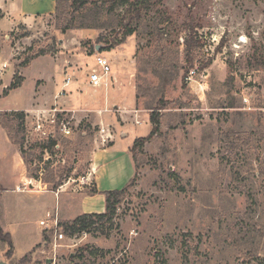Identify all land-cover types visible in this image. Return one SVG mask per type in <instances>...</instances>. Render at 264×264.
<instances>
[{
    "label": "rangeland",
    "instance_id": "rangeland-1",
    "mask_svg": "<svg viewBox=\"0 0 264 264\" xmlns=\"http://www.w3.org/2000/svg\"><path fill=\"white\" fill-rule=\"evenodd\" d=\"M42 2V9L54 10V0ZM83 22L90 24L92 18L79 13L75 26L63 33L53 12L43 13L29 25L18 23L7 32L8 39L0 36V60L9 61L0 74V116L24 112L25 148L41 140L32 129L33 110H2L25 105L34 90L33 77L38 82H49L51 76L64 81L62 66L74 65L76 60L84 72L80 92L71 89L75 80L66 87L77 116L63 113L69 118L70 134L54 136L59 143L68 138V144H57L58 151L52 155L45 152L44 162L50 161L47 166L39 163L73 168L56 190L60 193L14 190L15 185L23 189V184L17 170L8 176L10 170L3 164L15 163L13 148L8 149L7 139L5 143L0 139V148L6 151L0 160V178L8 189L1 191L0 216L2 210L5 214L0 221L13 244L8 258V244L0 240V260L80 264L76 249L88 246L97 250L96 254L84 252L93 264H264V0H160L150 8L139 31L109 52H98L109 57L111 71L107 85L101 82L94 88L89 83L91 70L97 75L101 72L96 53H87L100 31L77 27ZM192 27L203 43L198 57L210 58L211 63L199 70L196 62L184 82V71L178 67L184 65L183 38ZM159 29L164 32L167 57L161 75L156 73L154 60L160 57ZM40 50H44L42 55L18 67ZM23 68V86L3 96L1 85L8 86L13 74ZM66 74L75 75L72 70ZM114 74L117 82L111 80ZM84 100L91 102L86 111H79ZM151 110L159 111L160 133L144 143L137 161L132 162L136 176L117 208L113 229L92 231L73 241L66 238L53 259L51 243L42 242L45 227L39 221L45 219V211H60V222L63 217H75L87 205L85 195L95 183L86 177L97 149L101 160L121 157L118 162L124 164V178L109 188V175L102 172L93 206L103 205L104 191L123 188L133 168L128 145L150 132L146 130L152 128ZM11 120L16 127V119ZM0 128L8 134L1 124ZM112 135L116 148L101 153L99 149L109 146ZM35 165L37 159L29 168ZM39 243L42 246L28 260H20Z\"/></svg>",
    "mask_w": 264,
    "mask_h": 264
},
{
    "label": "trees",
    "instance_id": "trees-1",
    "mask_svg": "<svg viewBox=\"0 0 264 264\" xmlns=\"http://www.w3.org/2000/svg\"><path fill=\"white\" fill-rule=\"evenodd\" d=\"M159 2L160 0H55L53 14L59 22L58 29L63 33L75 26L79 13H82L85 16L89 15V17L92 18V23L88 24L83 22L77 26L79 28H91L100 31L94 44L87 53L88 55H92L97 52L109 51L115 46L124 43L128 36L139 31V27L146 20L150 8ZM119 7H124V9L121 12H117ZM102 13L105 14V19H101ZM154 26H156V24H154ZM101 31L106 32V34H102ZM156 35L160 41L157 44V50L159 51L160 57H155L154 60L157 64L156 73L161 75L167 61L166 47L163 46L165 37L163 30L160 29L157 31ZM183 45L184 65H181L178 68L184 71L183 81L185 82L188 79L190 70L195 66L196 62L199 63L198 69L204 70L210 65L211 59L198 57L203 47V43L193 27L190 28L188 34L183 38ZM96 46H99L98 50H96ZM43 53L44 50L34 52L32 56L26 57L18 67L21 68L27 66L32 59ZM21 82L22 77L16 71L12 76L10 84L3 89V96H6L10 90L19 87ZM159 108L161 109V107L158 106V109ZM1 115L0 124L7 129L8 139L11 143L18 145V150L26 164L29 177L38 179L39 172L44 170L41 175V182L49 185L48 189L55 192L59 186L62 185L63 181L70 177L73 168H49V165L48 167H41L39 166V163L43 162L45 166H47L50 161L47 160L44 162L43 159L45 152H48L51 155L56 153L58 151L56 148L57 144L61 146L63 145L64 147L67 146L68 142L65 143V141L68 138H61L63 139L61 140V143H59L54 137L41 138V140H35L28 148H25L26 133L24 112L15 111ZM12 117L17 121L16 127L13 126V122L11 123ZM149 122L152 125L150 132L146 136L136 137L129 148L130 157L134 163L138 159V154L142 153L144 143L160 133V114L158 110H151L149 114ZM86 127L89 128L90 125H86ZM110 145L111 143L109 146ZM36 149H38L37 154ZM35 159H37L38 165H35L30 169L29 166ZM135 176L136 174L134 173L131 180L123 188L106 190L103 192V212L83 213L71 220H61L57 225L58 230L70 237L75 234H81L82 232L90 233L92 231H99L100 233H107L113 229L117 208L128 195V189L132 185ZM97 193L98 190L95 185H93V189L87 194L95 195ZM51 236L52 230L44 229L42 231V242L49 244L51 242ZM0 240L8 244L9 250L6 252V257L10 258L13 252V244L9 233L3 232L1 227ZM40 246H42L41 243L37 244L32 251L25 254L20 260H28V257L34 249L39 248ZM85 250H89L88 252L90 254L97 253L96 249H88V246L77 248V257L82 260L80 264H93L87 259V256H85Z\"/></svg>",
    "mask_w": 264,
    "mask_h": 264
},
{
    "label": "crops",
    "instance_id": "crops-1",
    "mask_svg": "<svg viewBox=\"0 0 264 264\" xmlns=\"http://www.w3.org/2000/svg\"><path fill=\"white\" fill-rule=\"evenodd\" d=\"M42 3H43L42 0H21L20 3H18V4H17L16 0H0V36H3L5 39H8L9 36L7 35V32L12 31L13 28L16 27L18 23H23V24L29 25L31 20L34 19L36 16L38 17L39 15H43V13L44 14H50L54 11V10L53 11L52 10L51 11L50 10L45 11V9H42V7L40 6ZM54 4H55V0H54ZM16 18H19L20 21L17 22ZM104 52H109V51H104ZM104 52H102V53H104ZM102 53L100 54L97 52L96 55L98 54V55L105 57L107 61L110 60L109 57H107L106 55H103ZM117 54H120V52L114 53V56ZM114 56H113V58H114ZM2 60H5V59H2ZM64 61H66V59H64ZM74 62H75L74 65H71V64H68L67 66L63 65L62 70L64 71L66 78L70 77L69 75L66 74L67 72H71V70H72L75 73V75H72V77H70L71 81L75 80V82L73 84L74 86L71 89H72V91L78 90V92H80L83 89L81 87L82 82L80 80V77H81V74H83L84 72L81 68H79L80 63L77 60ZM26 68H28V67H26ZM26 68H23L20 70V75L22 76V82H21L20 86L15 88V89L10 90L8 94H10L13 91L19 90L23 86V84L26 81V76L24 75V70ZM77 73H78V75H77ZM115 76H116V74L111 76V80L113 82H115V81L117 82ZM33 78L36 79L33 81L34 90H33L32 96L30 98H28L25 105L21 108L3 109L2 111H4V110H24L25 112L29 111V110L35 111L36 109H43V108L47 109V108L51 107L52 105L58 103V106L60 108H62L65 111H68L71 114L73 113L74 118L77 117L75 114L76 112L74 111L75 109H73L70 106L71 103L69 102L70 99L68 98L69 95H68V91L66 88L67 86L65 87V95L60 96L58 98H55L57 93L61 90V88H63L64 81H57L55 76L54 77L51 76L49 79V82H47L44 79H43V81L38 82L37 80H39V79L37 77L36 78L33 77ZM10 79H11V77H10ZM107 82H109V80ZM107 82H106V85H107ZM113 82H112V84H114ZM1 86H2V89H4L6 87V83L2 84ZM90 102H91L90 100H88V101L84 100V106H83L84 108L83 109L80 108L79 111H86L87 110L86 108L89 106ZM104 102H105V100H104ZM103 110H105V109H103ZM97 111L101 112L102 110L98 109ZM148 130L150 131V126H149V128H147L146 131H148ZM1 131H3L2 128H0V133H1L0 139L2 137L3 143H5L6 142L5 139H7V142L9 143L8 149H11L10 147L13 148L12 152L14 153V161H15V163L12 162L11 164L4 163L3 164L5 166L4 168L7 170V172L10 170L11 174L8 175L10 177H12V174L14 172H16V170H17L20 174V180L22 181V184H23L22 185L23 189H21V187H19L18 185H15L14 190H18L21 192L25 191V192H29V193H39V192L51 191L48 189L47 185L42 184L41 182H37L36 179L29 177L26 164L24 163L23 158H22L18 148L16 146L12 145V143L9 141L6 133L3 131V134H4L3 135ZM122 133L124 134V135L122 134L123 136L126 135V132H122ZM116 146H117L116 142H115L113 135H112L111 145L106 147V148L99 149V151H101V153L102 152L106 153L108 150L116 148ZM130 147H131V145H128V149ZM8 149H7V152H9ZM97 150H95L92 153L91 163H90L91 170H90V173L88 174V176L86 177V179L89 180L92 177L94 180L93 182L95 183L94 185L97 188L99 185V180H101L102 172H103L107 176L109 175V184L111 185L109 188H113V187L118 186L119 182H121L124 178V173L122 170V168L124 167V164L120 165V162H118L121 157H115L116 155L112 156V157L111 156L110 157L104 156V160H101L99 158L101 155L99 153H97ZM4 152H6V151H3L0 148V160L4 156ZM128 153H129V157H130V152H128ZM129 159H131V157ZM129 161L132 164V160H129ZM132 167H133V164H132ZM130 175H131L130 177L132 178V176L134 175V167L132 168V173H130ZM32 180H35V181H32ZM26 186L28 187V189H24ZM2 190H8V189L4 186L2 179L0 178V195H1ZM51 192H53L55 195H57L58 193H60V190H58V193L56 191L55 192L51 191ZM94 196L95 195H90V194L85 195L84 201L87 203V205L81 206V208H80L81 210H80V213H78V215L83 214V213H93V212H103L104 211V202H103V205H101L98 208H95L93 206V202H92L93 200L92 199ZM2 211H3L2 215H4L5 211L4 210H2ZM47 213H49V210L45 211V218H46ZM58 213H59L58 214V218H59V216H61V212L58 211ZM78 215H76V216H78ZM1 216H0V218H1ZM75 217H73V218H75ZM73 218L67 219L66 217H63L62 220H71ZM41 220H43V219H41ZM0 227L4 231V228L2 226L1 221H0ZM5 233H8V232H5Z\"/></svg>",
    "mask_w": 264,
    "mask_h": 264
},
{
    "label": "built area",
    "instance_id": "built-area-1",
    "mask_svg": "<svg viewBox=\"0 0 264 264\" xmlns=\"http://www.w3.org/2000/svg\"><path fill=\"white\" fill-rule=\"evenodd\" d=\"M96 64L100 68V74L97 75V71L95 69L91 70V76H90V85L94 88L97 87L101 82L106 85V79L108 75L110 74L111 68L109 62L106 60L105 57L101 55H96ZM9 66V61L6 60H0V74L6 70V68ZM104 79V80H103ZM71 82V78L67 77L64 80V86L61 88V90L57 93L55 98H58L60 96L65 95V87L68 86ZM66 112L62 108H60L57 104L52 105L51 107L47 109H36L33 111V117H32V129L36 134L41 138H48V137H54L55 133H60L61 135H68L70 134V123L69 118H66L65 114ZM61 116V117H60ZM137 123L139 121L136 120ZM102 131L104 129L102 128ZM85 178V177H84ZM58 213L55 210L53 214L47 213L46 218L44 220H41L39 224L41 226H44L47 230H52L53 239L51 240V248H52V258L55 259L57 257V248L61 247L60 241L68 238L70 241L75 240L78 236L85 237L88 233L82 232L81 234H75L73 236H66L64 233H62L60 230H58Z\"/></svg>",
    "mask_w": 264,
    "mask_h": 264
},
{
    "label": "water",
    "instance_id": "water-1",
    "mask_svg": "<svg viewBox=\"0 0 264 264\" xmlns=\"http://www.w3.org/2000/svg\"><path fill=\"white\" fill-rule=\"evenodd\" d=\"M98 49H99V46H96V50H98ZM48 262H49V260H48ZM0 264H7V263L3 260H0Z\"/></svg>",
    "mask_w": 264,
    "mask_h": 264
}]
</instances>
